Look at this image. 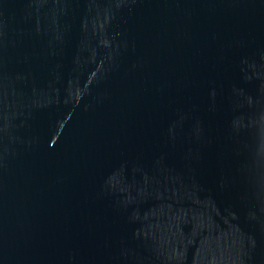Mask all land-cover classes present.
Returning <instances> with one entry per match:
<instances>
[{
  "label": "water",
  "instance_id": "95a60500",
  "mask_svg": "<svg viewBox=\"0 0 264 264\" xmlns=\"http://www.w3.org/2000/svg\"><path fill=\"white\" fill-rule=\"evenodd\" d=\"M0 264H264V0H0Z\"/></svg>",
  "mask_w": 264,
  "mask_h": 264
}]
</instances>
